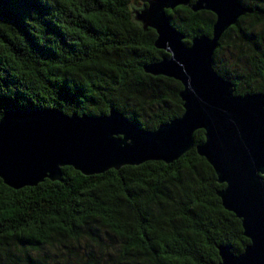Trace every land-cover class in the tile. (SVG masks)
Returning <instances> with one entry per match:
<instances>
[{
    "label": "trees",
    "instance_id": "16d2710c",
    "mask_svg": "<svg viewBox=\"0 0 264 264\" xmlns=\"http://www.w3.org/2000/svg\"><path fill=\"white\" fill-rule=\"evenodd\" d=\"M225 31L213 68L236 95L264 92V0ZM142 0H0V118L5 111L55 108L65 114L121 112L155 130L183 113L180 82L144 72L167 56L156 33L132 19ZM184 44L211 35L215 16L166 10ZM195 146L204 141L194 132ZM58 181L11 189L0 179V264H218L249 240L222 207L224 184L195 148L170 164L84 176L61 168Z\"/></svg>",
    "mask_w": 264,
    "mask_h": 264
},
{
    "label": "water",
    "instance_id": "95a60500",
    "mask_svg": "<svg viewBox=\"0 0 264 264\" xmlns=\"http://www.w3.org/2000/svg\"><path fill=\"white\" fill-rule=\"evenodd\" d=\"M179 6L211 12V35L184 44L185 36L166 14ZM130 9L134 22L155 31L153 45L167 55L145 65L144 72L181 83L182 115L147 131L113 108L101 116L55 108L5 111L0 118L1 181L18 190L60 180L63 167L98 175L148 161L170 164L195 148L224 184L217 192L222 207L241 221L249 240L239 254L218 246V264H264V92L236 95L233 83L212 62L223 33L250 10L240 0H142ZM197 130H203L204 141L195 146Z\"/></svg>",
    "mask_w": 264,
    "mask_h": 264
}]
</instances>
